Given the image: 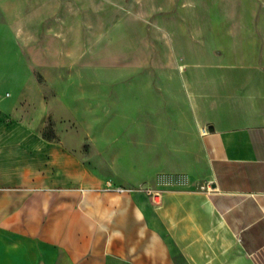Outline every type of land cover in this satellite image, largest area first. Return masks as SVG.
<instances>
[{
	"label": "crops",
	"instance_id": "1",
	"mask_svg": "<svg viewBox=\"0 0 264 264\" xmlns=\"http://www.w3.org/2000/svg\"><path fill=\"white\" fill-rule=\"evenodd\" d=\"M217 5L223 63H253L258 81L264 0ZM191 82L189 116H141L139 148L129 131L116 161L104 130L64 129L59 87L0 98V264H264V118L228 111L223 87L218 108L200 103Z\"/></svg>",
	"mask_w": 264,
	"mask_h": 264
},
{
	"label": "rangeland",
	"instance_id": "2",
	"mask_svg": "<svg viewBox=\"0 0 264 264\" xmlns=\"http://www.w3.org/2000/svg\"><path fill=\"white\" fill-rule=\"evenodd\" d=\"M214 2L0 0V98L40 87L47 99L59 87L64 129L88 136L104 130L101 148L111 161L129 131L139 148L141 116L172 117L173 107L189 116L192 79L200 103L218 108L223 87L228 111L255 109L264 118V62L254 63L258 81L248 71L253 63H223V13L218 5L212 11ZM29 96H21L18 109L33 107ZM48 122L44 134L57 137L55 122ZM90 144L83 142L85 149ZM150 171L155 178L157 169Z\"/></svg>",
	"mask_w": 264,
	"mask_h": 264
},
{
	"label": "built area",
	"instance_id": "3",
	"mask_svg": "<svg viewBox=\"0 0 264 264\" xmlns=\"http://www.w3.org/2000/svg\"><path fill=\"white\" fill-rule=\"evenodd\" d=\"M204 131H205V133H207V129H205ZM117 190H118L119 192L123 191L122 188H117Z\"/></svg>",
	"mask_w": 264,
	"mask_h": 264
},
{
	"label": "water",
	"instance_id": "4",
	"mask_svg": "<svg viewBox=\"0 0 264 264\" xmlns=\"http://www.w3.org/2000/svg\"><path fill=\"white\" fill-rule=\"evenodd\" d=\"M208 129H209L210 132L214 131V127L213 126H210Z\"/></svg>",
	"mask_w": 264,
	"mask_h": 264
},
{
	"label": "trees",
	"instance_id": "5",
	"mask_svg": "<svg viewBox=\"0 0 264 264\" xmlns=\"http://www.w3.org/2000/svg\"><path fill=\"white\" fill-rule=\"evenodd\" d=\"M48 138L52 139V138H55V136H53V137H48Z\"/></svg>",
	"mask_w": 264,
	"mask_h": 264
}]
</instances>
